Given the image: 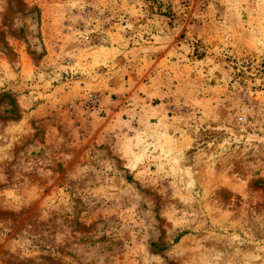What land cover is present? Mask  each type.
<instances>
[{
  "label": "rangeland",
  "instance_id": "374dc122",
  "mask_svg": "<svg viewBox=\"0 0 264 264\" xmlns=\"http://www.w3.org/2000/svg\"><path fill=\"white\" fill-rule=\"evenodd\" d=\"M0 264H264V0H0Z\"/></svg>",
  "mask_w": 264,
  "mask_h": 264
}]
</instances>
